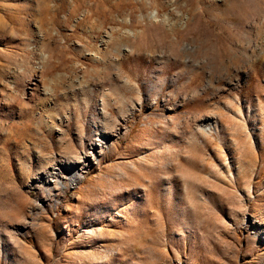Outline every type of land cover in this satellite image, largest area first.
Masks as SVG:
<instances>
[{
  "label": "rangeland",
  "instance_id": "obj_1",
  "mask_svg": "<svg viewBox=\"0 0 264 264\" xmlns=\"http://www.w3.org/2000/svg\"><path fill=\"white\" fill-rule=\"evenodd\" d=\"M0 264H264V0H0Z\"/></svg>",
  "mask_w": 264,
  "mask_h": 264
},
{
  "label": "bare ground",
  "instance_id": "obj_2",
  "mask_svg": "<svg viewBox=\"0 0 264 264\" xmlns=\"http://www.w3.org/2000/svg\"><path fill=\"white\" fill-rule=\"evenodd\" d=\"M156 15H157V12H156V11H153L152 14H151V16H156ZM162 19H163V18H162ZM125 20L128 22V18H125ZM129 31H130V30H129ZM129 31H128V33L126 34V37H134V36H136V35H135L136 32L133 33V31H132V32H129Z\"/></svg>",
  "mask_w": 264,
  "mask_h": 264
}]
</instances>
